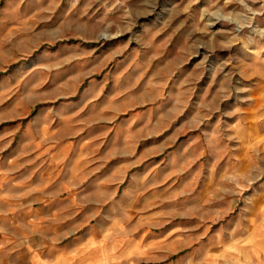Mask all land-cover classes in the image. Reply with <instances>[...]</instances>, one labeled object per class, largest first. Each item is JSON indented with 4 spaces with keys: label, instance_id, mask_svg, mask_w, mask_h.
<instances>
[{
    "label": "rangeland",
    "instance_id": "1",
    "mask_svg": "<svg viewBox=\"0 0 264 264\" xmlns=\"http://www.w3.org/2000/svg\"><path fill=\"white\" fill-rule=\"evenodd\" d=\"M0 192L24 264H264V0H0Z\"/></svg>",
    "mask_w": 264,
    "mask_h": 264
},
{
    "label": "crops",
    "instance_id": "2",
    "mask_svg": "<svg viewBox=\"0 0 264 264\" xmlns=\"http://www.w3.org/2000/svg\"><path fill=\"white\" fill-rule=\"evenodd\" d=\"M0 195H1L0 196L1 198L2 192H0ZM8 223L9 222H7V226H10ZM5 227H6V220H5L3 205H0V264H24L23 254H22L21 248L17 250V244H16L15 237H11L12 238L11 241H13V244H14V246L12 245V249L14 250V252H12V254H10L9 257H7V244H6L7 238L5 234V230H6ZM149 242H150L149 244L153 246H157V245L161 246L163 240H161L160 238H157V240H151ZM162 255H163V258L158 257L157 259H154L148 252V256H150V258L147 260L148 262L147 264H162V262H165L163 264H167L168 257L166 256V254L162 253ZM82 257L83 258L79 262V264H109V263L114 264V262L105 263L104 257H102L101 253L99 252L87 253L85 256H82Z\"/></svg>",
    "mask_w": 264,
    "mask_h": 264
}]
</instances>
